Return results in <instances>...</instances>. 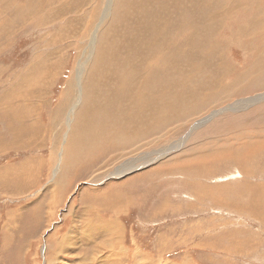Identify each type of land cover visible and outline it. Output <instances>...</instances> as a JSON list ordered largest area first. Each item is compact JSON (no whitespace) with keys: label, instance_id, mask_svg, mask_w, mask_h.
<instances>
[{"label":"rangeland","instance_id":"374dc122","mask_svg":"<svg viewBox=\"0 0 264 264\" xmlns=\"http://www.w3.org/2000/svg\"><path fill=\"white\" fill-rule=\"evenodd\" d=\"M252 12L264 0H0V264H264V218L242 209L264 215V150L206 160L264 139ZM126 159L148 163L111 176Z\"/></svg>","mask_w":264,"mask_h":264},{"label":"bare ground","instance_id":"6f19581e","mask_svg":"<svg viewBox=\"0 0 264 264\" xmlns=\"http://www.w3.org/2000/svg\"><path fill=\"white\" fill-rule=\"evenodd\" d=\"M113 1V0H112ZM212 1V0H211ZM108 4L110 5L111 4V0H108ZM232 6H231V10L233 11L234 9H235V5H236V1H234V2H232V4H231ZM226 13V12H225ZM109 14V12H107V11H105L104 12V14H102V19H104L107 15ZM253 16H252V18L248 21V26H249V28L247 29L248 31L246 32V33H248L250 30H251V27L253 26V25H255L256 27L257 26H259V25H263L264 26V20L262 19V17L261 16H258L257 15V13L256 12H252L251 13ZM257 15V16H256ZM261 15V14H260ZM258 19V20H257ZM258 21H260V23H258L257 24V22ZM194 26L196 25L195 23L193 24ZM253 29V28H252ZM253 35V34H252ZM251 36V35H250ZM254 36V35H253ZM78 72L79 73H81V74H83L84 73V71H85V69H86V65H87V63H86V61H82V62H79L78 63ZM52 77V76H51ZM254 98H250V99H247V100H240V101H237V102H235V103H232L231 104V106H233V107H236L237 109H241V108H245V107H249L251 104L253 105V104H255V103H253V100ZM257 99V98H256ZM255 100V99H254ZM258 100H264V97L263 98H260V99H258ZM245 106V107H244ZM234 109V108H233ZM233 109H231L230 108V106H228V107H224V109L223 110H220L221 111V113H218L219 111H215V112H213V113H215L214 115H213V117L212 118H214V117H216V116H218L219 114H222V113H226V112H229V110H231V111H233L234 112V110ZM209 120H211V119H209ZM209 120H206V118L204 119V120H202L201 122H200V125L201 124H203V123H206V122H208ZM70 122V119H68V123ZM199 125V123L197 124V126ZM196 126V127H197ZM195 129V128H194ZM256 133H258V129H255V130H251L250 132H248V138H249V141H248V143H247V146L245 147V143H244V145L242 146V147H240L238 150H236L235 152H233V153H225L223 150H220V149H217V150H215V152L209 157L210 158V160H209V158L208 159H206V160H208V162L210 161V162H212L213 160L214 161H220V160H230V159H232L233 161H235L236 163H239L241 160L242 161H244V162H246L247 160H248V158L252 155V154H254L256 151H258V150H264V139L263 138H259V137H257L255 134ZM186 138H188V136L186 137H184V138H182L181 140L182 141H180L181 143L182 142H185V140H186ZM187 141V140H186ZM180 142H178V143H175L174 145H172L171 146V148L170 149H163V150H160V151H154V153L152 152V157H151V160L149 161V162H154L156 159H158V158H160V157H162V156H164V157H166V155L165 154H168V153H170V152H172L171 150L172 149H178V146L181 144ZM183 147V146H182ZM216 153H219V154H216ZM146 154H149V153H146ZM145 156H148V155H145ZM154 157V158H153ZM120 159L122 160L123 159V156H120ZM147 159V158H146ZM150 159V158H149ZM205 159V158H204ZM260 160H263L264 161V156H261L257 161H256V163H259V161ZM195 161H197V162H201L202 161V159H201V157H197L196 159H195ZM209 162V163H210ZM262 162V161H261ZM63 161L61 160L60 162H59V164H58V166L56 165V170H55V177H56V172H57V174H59V176H61V172L63 173ZM148 162H143L142 164H140V165H146ZM213 163V162H212ZM215 163V162H214ZM241 163V162H240ZM137 164V163H136ZM140 165H138V166H135V164H133V161H132V159H126V161L124 162V163H122L119 167H117V168H115L114 169V171L111 173V176H114V177H117V176H121V175H124V174H127L129 171H131V170H133V169H137V168H139L140 167ZM210 165V164H209ZM208 165V166H209ZM260 165V164H259ZM258 165V166H259ZM260 167V166H259ZM165 169V168H164ZM52 170V169H51ZM58 171H60V172H58ZM96 173V172H95ZM97 175V174H96ZM94 177V176H93ZM92 177V178H93ZM59 178V177H58ZM62 178V177H61ZM91 178V179H92ZM96 178V177H95ZM52 180H54V179H52ZM94 180V179H93ZM61 181H63V180H60V179H57V181L55 182L56 183V185L55 186H59V188L61 187L60 185V183H63V182H61ZM63 188V187H62ZM252 191H253V194H252V196H258V195H260L261 194V192H262V189L261 188H258V189H253L252 188ZM55 192V191H54ZM57 192V191H56ZM106 194V193H105ZM106 195H109V194H106ZM246 195V194H245ZM110 196V195H109ZM99 197V196H98ZM246 197V196H245ZM102 198V196L100 197V199ZM113 198V197H112ZM102 199H104V198H102ZM109 200V199H108ZM245 200H247V199H245ZM252 200V199H251ZM99 201V200H98ZM248 201V200H247ZM100 202V201H99ZM102 202H104V201H102ZM111 202V204L112 203H114L113 204V206L111 205L109 208H111V207H114L115 209H118L116 206H118V203L119 202H123L122 201V198H120V200H119V198H117L116 199V201H110ZM260 202V201H259ZM106 203H107V200H106ZM105 203V204H106ZM247 203V202H246ZM249 203V202H248ZM251 203V202H250ZM102 204V203H101ZM104 204V205H105ZM109 204V203H108ZM121 205H123V203H120ZM264 204V203H263ZM97 205V204H96ZM103 205V206H104ZM107 205V204H106ZM110 205V204H109ZM120 205V206H121ZM255 205V204H254ZM257 206V205H256ZM261 206H262V203H261ZM100 207V206H99ZM106 207V206H105ZM108 207V206H107ZM106 207V208H107ZM254 206H253V204H250V206L249 207H244V208H242L244 211H247L250 215H255V217H259V218H264V215H262V213L261 214H257L255 211H256V209L254 210ZM86 210V209H85ZM263 210H264V206H263ZM85 213H86V211H85ZM115 214H118V211H115ZM254 217V216H253ZM93 218V217H92ZM100 221V220H99ZM115 221V220H114ZM113 222L112 221H108V222H101L100 224H99V226L101 227H99L100 228V230L97 228V230H98V232L99 233H101V232H103V233H105V234H107L108 236H112L113 234H117V224H115V227H114V225L112 224ZM90 226H91V224H90ZM88 228V227H87ZM85 229V231L84 232H86L87 230H90V228H88V229ZM116 228V229H115ZM119 229V228H118ZM121 229V228H120ZM84 230V229H83ZM93 230H95V229H93ZM116 230V231H115ZM121 231V230H120ZM70 232V231H69ZM68 232V233H69ZM69 235V234H68ZM67 235V236H68ZM83 235V234H82ZM66 236V235H65ZM84 237H86V236H84ZM95 237V236H94ZM99 237V236H98ZM109 238V237H108ZM68 238H66L65 237V241H68L67 240ZM83 239V238H82ZM109 241H110V239H109ZM77 242V241H76ZM111 242V241H110ZM48 243L50 244V246H53V252H55V251H59L60 250V248H57V244L55 243V241H53V240H51V241H48ZM73 244V243H72ZM72 244L70 245V246H68V247H66V250H69L70 249V247L72 246ZM76 244V243H75ZM109 245V247L107 246H105V245ZM101 245V246H100ZM97 244L95 247H97L96 248V250H99V253H101L102 251H101V249H105V248H111V245H110V243H106V244ZM105 246V247H104ZM74 248V247H73ZM72 249V248H71ZM115 249V248H114ZM89 250V249H88ZM107 251V250H106ZM111 251H112V249H111ZM110 251V252H111ZM118 251V250H117ZM93 252H94V250H93ZM92 252V253H93ZM91 253V254H92ZM116 253V252H115ZM97 254V253H96ZM95 255V254H94ZM111 255V254H110ZM110 255H108L107 257L108 258H110ZM92 256H93V254H92ZM106 257V256H105ZM105 257L103 258V259H105ZM55 258V257H54ZM128 258V257H127ZM57 260V259H56ZM84 260V259H83ZM82 259H78V263L79 264H81L82 263V261H83ZM52 261H54V260H50L49 262H48V264H54ZM91 261L92 262H96L97 261V258H95V259H91ZM91 261H85V263L86 264H90V262ZM57 263V262H56ZM83 264V263H82ZM92 264V263H91ZM145 264V263H144Z\"/></svg>","mask_w":264,"mask_h":264}]
</instances>
